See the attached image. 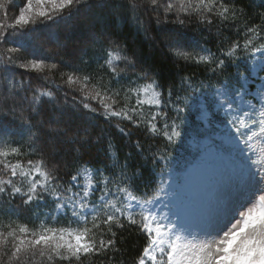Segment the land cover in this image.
Here are the masks:
<instances>
[{"label": "snow or ice", "instance_id": "snow-or-ice-1", "mask_svg": "<svg viewBox=\"0 0 264 264\" xmlns=\"http://www.w3.org/2000/svg\"><path fill=\"white\" fill-rule=\"evenodd\" d=\"M252 5L0 0V118L18 121L10 127L0 120V264H264V77L254 93L244 73L239 81L224 77L213 85L216 109L228 125L215 150L230 164V174L227 187L215 190L193 217L177 208L168 148L181 135L195 72L165 92L158 70L144 66L107 25L90 34L99 49L95 69L93 58L66 59L62 46L44 50L38 39L41 27L91 21L106 11L167 47L174 63L215 76L244 59L252 61V74L264 71V10L250 14ZM191 24L215 37V51L207 43H189L182 29ZM76 116L85 120L73 129ZM97 117L129 139L134 129L163 138L155 151L135 141L159 169L154 183L138 188L140 173L127 157L121 161L111 138L106 163L84 160ZM61 150L64 156L56 160ZM130 237L143 238L135 256L127 255Z\"/></svg>", "mask_w": 264, "mask_h": 264}, {"label": "trees", "instance_id": "trees-1", "mask_svg": "<svg viewBox=\"0 0 264 264\" xmlns=\"http://www.w3.org/2000/svg\"><path fill=\"white\" fill-rule=\"evenodd\" d=\"M248 3L249 0H244V4ZM262 3H264V0H253V5L249 8V13L251 14L254 10H264V8H261ZM105 25L110 30L116 32L122 41L126 42L128 46L134 48L139 53L144 66L158 70V79L163 85L165 92L171 84H179L181 75L195 72L197 83L194 85V88L196 91L193 92L192 100L189 101V107L181 114V120L179 121L181 135L168 148L172 165L180 166L186 164L194 156V148L189 144L190 139L203 135L202 129H204L203 124L199 120L200 110H198L197 104L192 101H198L199 105L202 103L203 107L210 112V117L215 122L220 121L221 116L217 111H214L215 100L213 93L215 88L213 85H218L224 80V77H227L230 81H239L240 73H244L245 77L249 80L251 77L252 61L244 59L238 60L236 64H229L223 74L215 76L210 73H205L202 67L197 68L194 65L185 66L183 62H179V64L174 63L167 47L158 43L153 44L142 33L137 32L127 21L117 23L115 17L109 18V13L106 11H97L91 21L88 18H81L69 22L66 25L41 27L38 33V39L43 45L44 50L55 51L58 44L62 46L61 51L66 59L79 61L81 58H93L90 63L91 68L95 69L99 49L91 44L90 34L92 31H99ZM182 31L188 38L189 43L195 41H199L201 44L207 43L213 51L216 50L215 37H210L206 31L197 28L195 24L188 25ZM152 35H155V31H153ZM257 74L260 77L264 75V71H258ZM254 87L255 80L248 84V89ZM46 114L51 115L47 110ZM0 120L7 123L10 127L18 126V121L13 120L10 116L2 117ZM84 120L85 117L82 116L74 117L71 127L76 129ZM90 123L92 126V135L90 138L92 143L90 149L84 156L85 161L91 160L96 165L106 163L108 161L106 152L109 138H111L113 147L118 151L121 161L127 157L130 167L140 173L137 181V186L140 190H143L146 185L152 184L158 179L155 173L159 169L153 168L149 153L147 151L140 152L135 147V141H141L146 150L155 151L156 145L163 144L162 137L150 138L149 135H146V129H134L133 135L129 139L119 132L114 126V123H107L103 117H97ZM98 136L100 137L97 141L96 137ZM63 156L64 152L61 150L56 153L55 159L60 160ZM133 244H136L137 247L133 248ZM142 244L143 238L137 239L130 237L127 245V255H137Z\"/></svg>", "mask_w": 264, "mask_h": 264}, {"label": "rangeland", "instance_id": "rangeland-1", "mask_svg": "<svg viewBox=\"0 0 264 264\" xmlns=\"http://www.w3.org/2000/svg\"><path fill=\"white\" fill-rule=\"evenodd\" d=\"M256 55V64L259 65V54ZM261 77L264 75L259 77L257 72L251 74L249 84L255 80V87L249 89L251 93H254L259 86ZM200 106L203 104L201 103ZM214 111L221 116L218 122L210 117L208 110L207 117L202 111L199 113V120L204 129H202L203 135L195 136L189 141L190 146L194 148V156L184 165H172L171 174L176 175L174 187L177 189V208L182 212L190 213L193 217L198 216L209 205L215 190L227 187L229 180L230 164L215 150L228 125L223 113L218 111L215 105Z\"/></svg>", "mask_w": 264, "mask_h": 264}]
</instances>
